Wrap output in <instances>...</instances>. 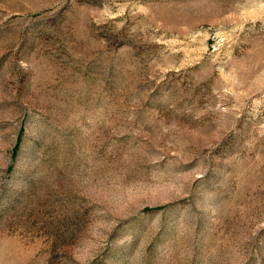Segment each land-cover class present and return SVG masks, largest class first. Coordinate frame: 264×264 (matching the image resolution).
Returning a JSON list of instances; mask_svg holds the SVG:
<instances>
[{"label":"rangeland","instance_id":"374dc122","mask_svg":"<svg viewBox=\"0 0 264 264\" xmlns=\"http://www.w3.org/2000/svg\"><path fill=\"white\" fill-rule=\"evenodd\" d=\"M0 264H264V0H0Z\"/></svg>","mask_w":264,"mask_h":264}]
</instances>
